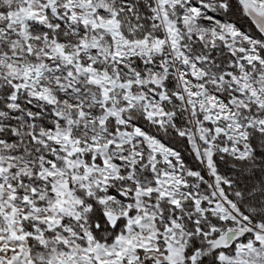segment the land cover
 <instances>
[{"label":"snow or ice","instance_id":"obj_1","mask_svg":"<svg viewBox=\"0 0 264 264\" xmlns=\"http://www.w3.org/2000/svg\"><path fill=\"white\" fill-rule=\"evenodd\" d=\"M0 264H264V0H0Z\"/></svg>","mask_w":264,"mask_h":264}]
</instances>
